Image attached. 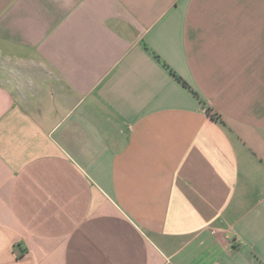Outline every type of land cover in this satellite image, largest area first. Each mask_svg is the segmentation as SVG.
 Segmentation results:
<instances>
[{
	"label": "crops",
	"instance_id": "0c3cea01",
	"mask_svg": "<svg viewBox=\"0 0 264 264\" xmlns=\"http://www.w3.org/2000/svg\"><path fill=\"white\" fill-rule=\"evenodd\" d=\"M0 264H264V0H0Z\"/></svg>",
	"mask_w": 264,
	"mask_h": 264
},
{
	"label": "trees",
	"instance_id": "16d2710c",
	"mask_svg": "<svg viewBox=\"0 0 264 264\" xmlns=\"http://www.w3.org/2000/svg\"><path fill=\"white\" fill-rule=\"evenodd\" d=\"M173 75L176 77L175 74H173ZM176 78H177V80H178L179 82H181V83L183 84L184 87L188 88V86H187L186 83H184V82H183L182 80H180L178 77H176ZM212 117H213L215 120H219V116L216 115V114H212Z\"/></svg>",
	"mask_w": 264,
	"mask_h": 264
}]
</instances>
